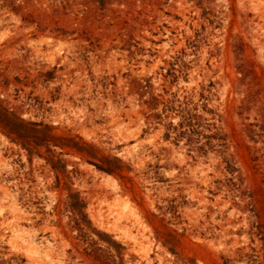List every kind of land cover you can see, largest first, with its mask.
Wrapping results in <instances>:
<instances>
[{
	"label": "rangeland",
	"instance_id": "obj_1",
	"mask_svg": "<svg viewBox=\"0 0 264 264\" xmlns=\"http://www.w3.org/2000/svg\"><path fill=\"white\" fill-rule=\"evenodd\" d=\"M117 248L264 264V0H0V264Z\"/></svg>",
	"mask_w": 264,
	"mask_h": 264
},
{
	"label": "trees",
	"instance_id": "obj_2",
	"mask_svg": "<svg viewBox=\"0 0 264 264\" xmlns=\"http://www.w3.org/2000/svg\"><path fill=\"white\" fill-rule=\"evenodd\" d=\"M78 151H79V153L82 154V152L80 150H78ZM90 163L92 165H94L95 168L99 172H102V173H105V174L111 175V176L121 175V172L123 170V168L121 166V162L116 161V160H112L110 158H104L103 160H101L100 164L95 163V162H90ZM71 209H72V212H73V214L75 216L76 223H77L78 227H81L82 225L86 226V222H85L86 216H85V214L83 212L84 208H82L79 205L72 204ZM81 230H83V229L81 228ZM98 250L102 251L101 249H98ZM95 252H97V251H95ZM108 254H110V255H107L105 257L107 259L112 257L110 252H108ZM117 254H118V257L121 259L122 253H121L119 248H117ZM120 264H124L123 263V259H121V263Z\"/></svg>",
	"mask_w": 264,
	"mask_h": 264
}]
</instances>
